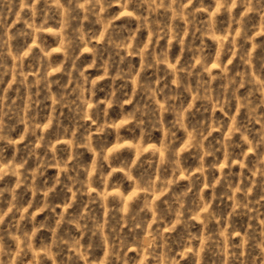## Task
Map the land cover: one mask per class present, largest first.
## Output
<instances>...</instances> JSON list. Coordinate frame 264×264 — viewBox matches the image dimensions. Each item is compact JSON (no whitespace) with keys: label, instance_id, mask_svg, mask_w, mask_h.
I'll return each mask as SVG.
<instances>
[{"label":"clouds","instance_id":"clouds-1","mask_svg":"<svg viewBox=\"0 0 264 264\" xmlns=\"http://www.w3.org/2000/svg\"><path fill=\"white\" fill-rule=\"evenodd\" d=\"M262 33L264 0H0V264H264Z\"/></svg>","mask_w":264,"mask_h":264},{"label":"rangeland","instance_id":"rangeland-1","mask_svg":"<svg viewBox=\"0 0 264 264\" xmlns=\"http://www.w3.org/2000/svg\"><path fill=\"white\" fill-rule=\"evenodd\" d=\"M111 11H112V13L115 14V13H117L119 11V9L114 7ZM12 19H14V17H12ZM220 19L223 21L225 18L221 17ZM257 23H258V21H257ZM115 24L117 26L127 24V25H130V26L134 27L135 26V21L128 20L127 18H121L120 20L116 21ZM17 27H22V25H17ZM257 31H259V28H257ZM124 34L126 35L127 33H124ZM140 35H141V39L146 42L147 34L145 32H142ZM253 35H254V33H253ZM45 36H47V34H45ZM47 39L51 42L52 46H56V42L51 36H47ZM206 42L209 45V49H208L209 53L214 55V51H215L216 45L211 40H208L207 38H206ZM160 43H161V46H163L165 44V41H161ZM197 43H199V41H197ZM255 43L260 45V47L257 48L256 51L253 53L254 63L256 64L257 68L259 69V68L264 67V33H262L261 35L255 37ZM244 47L247 48V49H251V44H245ZM176 53H178V46H174V48H173V54L175 55ZM54 59L59 60V59H62V57L59 54H54ZM90 60H91L90 55L84 54V56L82 57V59L80 61V64L81 65H85L86 63L90 62ZM226 61H227V58H225V62ZM133 62L136 64L137 67H139V58L138 57L137 58H133ZM26 63H28V62H26ZM231 67H233L234 71L240 69L241 68V61L237 58L234 61V65L231 66ZM90 74L94 77L98 73L95 70H90ZM7 79H10V77H6V80ZM63 79L66 80V77H64ZM110 83H111V81H103V82H101L100 87H103V88H105L107 90L109 85H110ZM4 86H6V84ZM129 91H130V88H129ZM241 91H242V93H244L246 90H241ZM12 95L14 96L15 94L12 93ZM189 100H190V98H189ZM64 111H65V113L67 112V110H64ZM262 111H264V109H262ZM45 114H46V112H42V115H45ZM233 114H234V107H233ZM220 115L221 114L219 112H217V116L219 117ZM244 118H245V115L242 113L241 119H244ZM169 119H172V117H169ZM255 127L258 128L259 126L255 125ZM20 131H22V126H20L17 129V132L13 133V135L18 138V135H19ZM157 135H160V134H157ZM180 135L183 136V133H180ZM213 138H219V134L218 133H214L213 134ZM236 139H237V142H239V137L238 136H237ZM4 147L7 148V150H6L4 155L7 158H10L11 155H12L11 147H9V146H4ZM21 148H23V145H21ZM59 148L61 150V154L63 155L64 152L66 151V146L60 145ZM245 148H246V146H245ZM21 155H23V152L21 153ZM220 156H221V159H222V153L220 154ZM124 157L128 158V159H133L134 155L130 154L128 152H125L124 153ZM90 159H91L90 154H86L85 155V160L90 162ZM250 159H252V158L250 157ZM185 161H186L187 164H190L193 167H195L198 164V160H194L192 158V154L191 153H186L185 154ZM30 166H34V164H31V162H30ZM233 171L234 172H238L239 169L234 167ZM153 172H154V169H153ZM55 174H56V170L55 169H48L47 176L50 179V181H51V178L55 177ZM153 178H155L154 175H153ZM114 179L115 180H122L123 179L122 174L117 173L115 175ZM4 183L5 184H14V178L13 177H7L5 179ZM2 186H3V184H0V187H2ZM186 187H187V182L186 181H179L178 186L176 188H174L173 191H181V190L185 189ZM217 191L220 192V191H222V189H217ZM20 193H21V196H22V202L26 203L27 199L30 198V194L24 195V190L23 189L20 190ZM64 194H65L64 190L62 188H58L56 195L53 197V200L55 202H62V198H63ZM129 194H131V189H129ZM205 195L210 198V195H211L210 191L206 190L205 191ZM194 198H195V191L192 194H190L188 199L191 202V200H193ZM253 198H257V197H253ZM38 199H39V197H38ZM137 204L142 206V202H140V201H138ZM77 207H79V205H77ZM96 207H97V209L100 211V213L102 215V209H99L98 205ZM214 207H215V210L218 213H222L225 216H226L227 212L231 210L230 202L227 201V200H224L222 204H221L220 201H217L216 204L214 205ZM60 211H62V209L58 208L57 209V213H59ZM70 211H72V210H70ZM143 215L147 216V218L150 219V214L144 213ZM49 216H50V213H48V212L42 213V214L37 216V218H36L37 222L38 223L39 222H43L45 220V218H47ZM9 219H11V217ZM54 221H55V217H52L48 222L50 224L54 225ZM233 222L235 224H237L238 226H240L241 228H245L247 226L249 220H248L247 216H238V217L233 218ZM193 223H195V222H193ZM252 223L255 225L257 222L256 221H252ZM27 227L30 229L31 225H27ZM211 227L214 228L215 225L213 224ZM199 228H200V226L197 225L196 229H194V230H199ZM71 230H72V232L74 234L79 235L78 233L75 232V229H71ZM124 231L127 233L129 230H128V228H125ZM180 232H181V230L178 228L177 229V233L174 234V239H177V240L179 239ZM41 237L47 238L48 240H50L51 234L47 233V232H41L39 234V236L37 237V242L38 243H39V240H40ZM234 239H236V238L234 237ZM85 243H87V238H85ZM101 255H102V253H101ZM129 256L135 257V253L134 252H130ZM206 261L208 262V264H212V258L211 257H207L206 256ZM182 264H190V261H182Z\"/></svg>","mask_w":264,"mask_h":264}]
</instances>
